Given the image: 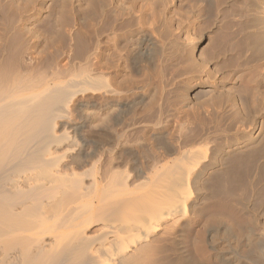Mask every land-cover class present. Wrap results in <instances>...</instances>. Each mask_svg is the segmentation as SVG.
<instances>
[{"label":"bare ground","instance_id":"obj_1","mask_svg":"<svg viewBox=\"0 0 264 264\" xmlns=\"http://www.w3.org/2000/svg\"><path fill=\"white\" fill-rule=\"evenodd\" d=\"M215 4L0 0V264H264V75L181 40Z\"/></svg>","mask_w":264,"mask_h":264},{"label":"rangeland","instance_id":"obj_2","mask_svg":"<svg viewBox=\"0 0 264 264\" xmlns=\"http://www.w3.org/2000/svg\"><path fill=\"white\" fill-rule=\"evenodd\" d=\"M217 1L218 4H215V7H217V9L213 10L214 14H210L209 11L207 12V8L204 7L203 10L201 9L202 12L200 13V15L197 16L198 19H192L193 21H189V23H191L189 24L188 29L181 34V40L188 41V37L191 36H196L198 39H201L197 53H202L201 56L203 58V61L206 60V63H208L211 69H213L211 70L213 73H210V76L212 78L217 76V78L221 77L222 80L227 81V78L230 77L235 70L243 69V71L241 72L242 77L240 80L242 81L240 82V84H242L241 87H243L248 85L247 79L252 77L255 72H261V74L264 75V54L261 55L255 52V55L252 49L249 50L247 49V47H241L244 44H240L243 42H241V39H239L247 35L252 36V32L254 31L258 30L257 32H259L263 30L261 24H263L262 10L264 9V0ZM219 8L220 10H218ZM224 29L227 33L225 32L224 34L223 43H221L222 46L220 45V47H215L214 45V47H212V42L217 39V34L222 32ZM1 30L2 26L0 25V31ZM234 42L239 43L235 44ZM239 44L241 45V49L240 47H238ZM227 58L232 59L231 65L225 64ZM253 61L255 63H259V66L257 67V69H255V72H252V70L248 67L242 68V66L244 65L242 63L248 64L249 62ZM200 70H205L206 72V68ZM205 72H202L203 74L201 73L200 75L205 77V75L207 74H205ZM155 83L157 82L155 81ZM184 83L185 80L181 82V86H184ZM249 85L251 86V84ZM224 86V89H228L231 85L227 82ZM261 86L262 95L264 94V83H262ZM209 122L211 125H213L211 119ZM231 124L234 129L236 124L234 122ZM195 146L196 148L200 147L199 145L197 146V143ZM262 182L261 184H259V187L263 186L264 177L262 179ZM194 237L192 235V240H194Z\"/></svg>","mask_w":264,"mask_h":264}]
</instances>
